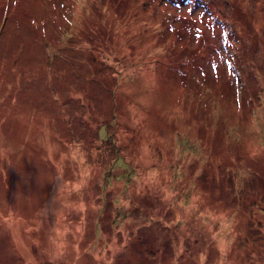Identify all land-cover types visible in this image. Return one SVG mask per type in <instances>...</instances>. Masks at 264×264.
Segmentation results:
<instances>
[{"label": "rangeland", "instance_id": "1", "mask_svg": "<svg viewBox=\"0 0 264 264\" xmlns=\"http://www.w3.org/2000/svg\"><path fill=\"white\" fill-rule=\"evenodd\" d=\"M0 264H264V0H0Z\"/></svg>", "mask_w": 264, "mask_h": 264}, {"label": "trees", "instance_id": "2", "mask_svg": "<svg viewBox=\"0 0 264 264\" xmlns=\"http://www.w3.org/2000/svg\"><path fill=\"white\" fill-rule=\"evenodd\" d=\"M119 159V158H118Z\"/></svg>", "mask_w": 264, "mask_h": 264}]
</instances>
